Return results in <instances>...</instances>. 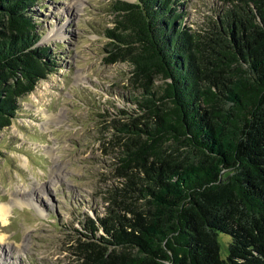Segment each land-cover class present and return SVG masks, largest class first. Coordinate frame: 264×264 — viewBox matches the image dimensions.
Returning a JSON list of instances; mask_svg holds the SVG:
<instances>
[{
	"label": "trees",
	"instance_id": "1",
	"mask_svg": "<svg viewBox=\"0 0 264 264\" xmlns=\"http://www.w3.org/2000/svg\"><path fill=\"white\" fill-rule=\"evenodd\" d=\"M37 1L0 0V130L54 71ZM222 1L199 32L173 0L114 3L110 63H129L142 98L112 127L118 182L79 221L74 264H264V0Z\"/></svg>",
	"mask_w": 264,
	"mask_h": 264
},
{
	"label": "rangeland",
	"instance_id": "2",
	"mask_svg": "<svg viewBox=\"0 0 264 264\" xmlns=\"http://www.w3.org/2000/svg\"><path fill=\"white\" fill-rule=\"evenodd\" d=\"M115 2L38 0L32 8L38 44L49 47L55 67L0 130V204L8 207L7 223L0 220V264H74L79 221L103 212L118 182L112 127L134 115L142 96L129 63H110L115 48L106 31L116 26ZM222 6L173 0L172 12L182 17L178 25L199 32ZM218 240L225 256L230 237L220 233Z\"/></svg>",
	"mask_w": 264,
	"mask_h": 264
},
{
	"label": "bare ground",
	"instance_id": "3",
	"mask_svg": "<svg viewBox=\"0 0 264 264\" xmlns=\"http://www.w3.org/2000/svg\"><path fill=\"white\" fill-rule=\"evenodd\" d=\"M16 203H19V200H17ZM20 204L22 205L23 203L20 202ZM7 214H8V207L5 206L4 204H0V220L3 223H7Z\"/></svg>",
	"mask_w": 264,
	"mask_h": 264
}]
</instances>
